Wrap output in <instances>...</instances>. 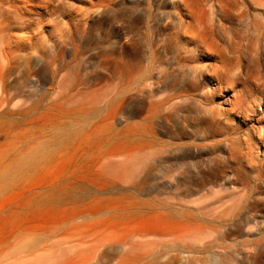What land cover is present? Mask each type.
<instances>
[{
    "label": "rangeland",
    "instance_id": "1",
    "mask_svg": "<svg viewBox=\"0 0 264 264\" xmlns=\"http://www.w3.org/2000/svg\"><path fill=\"white\" fill-rule=\"evenodd\" d=\"M215 257L264 264V0H0V264Z\"/></svg>",
    "mask_w": 264,
    "mask_h": 264
},
{
    "label": "bare ground",
    "instance_id": "2",
    "mask_svg": "<svg viewBox=\"0 0 264 264\" xmlns=\"http://www.w3.org/2000/svg\"><path fill=\"white\" fill-rule=\"evenodd\" d=\"M174 211H175V214H180L181 215V212H184L182 215L183 216H187V214H192L191 212L192 211H188L186 208L184 207H178V206H174ZM139 213V212H138ZM142 214V213H141ZM170 214L169 213H165V212H157V213H154V214H151L149 215L148 217H144L142 219V222L144 225L146 226H150L151 228L148 229L146 231H150V232H157L158 229H163L165 228L166 226L169 225L170 222ZM177 248V246H176ZM212 261L216 264H221V262L219 261L218 258H213Z\"/></svg>",
    "mask_w": 264,
    "mask_h": 264
}]
</instances>
